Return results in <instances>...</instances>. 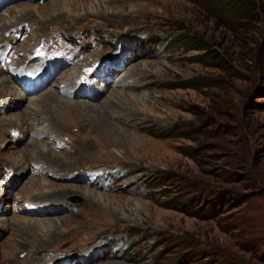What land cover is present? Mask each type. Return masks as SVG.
I'll return each mask as SVG.
<instances>
[{"label":"rangeland","instance_id":"rangeland-1","mask_svg":"<svg viewBox=\"0 0 264 264\" xmlns=\"http://www.w3.org/2000/svg\"><path fill=\"white\" fill-rule=\"evenodd\" d=\"M234 1L5 4L21 26L0 29V264H80L91 246L88 264H261L264 243L238 242L264 197L224 229L246 182L223 207L209 193L227 157L264 191V0ZM34 52L55 69L28 92Z\"/></svg>","mask_w":264,"mask_h":264},{"label":"trees","instance_id":"trees-1","mask_svg":"<svg viewBox=\"0 0 264 264\" xmlns=\"http://www.w3.org/2000/svg\"><path fill=\"white\" fill-rule=\"evenodd\" d=\"M233 7L235 10L239 12H244L245 9L247 8L246 2L244 0H235L233 2ZM178 40L181 39V36L177 37ZM191 48H198V49H204L202 46H193ZM207 54H201L197 57L198 62H203L206 63V59L213 58V55H208L207 58L205 59ZM209 63V61H207ZM223 160V166L224 168H221L217 172L216 176V182L218 183L217 186L211 185V188L209 186V193L211 195L216 196L217 201L212 205L213 207H216L218 205H221L222 207L225 206L226 204V195L227 194H235L241 193L239 192V188H234L233 185L234 183H240V182H246V189L248 190L247 194H240L236 200V204H234V201L232 202L233 204L230 203V205H233L232 207H238V213L233 215L232 217L230 216L228 221H225L224 219H221L219 224H221L220 227H223L224 229H228L227 227H224L226 225V222H230L231 225H234L235 229H242L244 227V223L246 224L250 216H258L255 214L254 210H252V206L250 205L251 203H255L257 201H260L261 196L264 197V191H262L260 188L257 187L256 183V176L255 172L251 169H248L246 164H241L239 166L238 163H236L234 160H231L230 158H224ZM261 182V181H260ZM262 183V182H261ZM230 185V186H227ZM236 189V190H235ZM236 191V192H234ZM228 205V204H226ZM221 208V207H220ZM262 221L258 223L257 221H254V224L252 225V228L246 226V230L248 231V237L245 233H240L241 242H238L239 247H247V251L251 253H258V251L261 248V245L264 243V209L262 212ZM257 219V217H256ZM257 222V223H256ZM229 223V224H230ZM250 229V230H248ZM247 233V232H246ZM248 245V246H245ZM244 249V248H243ZM208 253V252H207ZM262 254V256H260ZM264 249L261 250V253L258 254L260 256V261L261 264H264ZM209 254H206L208 256ZM258 256V257H259ZM220 257H224L223 255H220ZM219 259V258H218ZM223 260V259H221ZM225 260V259H224ZM223 260V261H224ZM211 261V260H210ZM220 261V264H227L226 262ZM216 264H219L217 262Z\"/></svg>","mask_w":264,"mask_h":264},{"label":"bare ground","instance_id":"bare-ground-1","mask_svg":"<svg viewBox=\"0 0 264 264\" xmlns=\"http://www.w3.org/2000/svg\"><path fill=\"white\" fill-rule=\"evenodd\" d=\"M12 0H4V3H2V8L0 9V16L1 15H3L4 13H5V11H7L8 9H10V7L9 6H6V7H4L5 6V4H8V3H10ZM13 2H14V0H13ZM8 7V8H7ZM27 7V6H26ZM5 9V10H4ZM10 22L11 21H9V22H6V20H4V19H0V29H4V30H8L9 28H10V30H14V29H16V31H19L18 30V28L21 26V25H19V22H18V19H16V21H15V24H10ZM8 23V24H7ZM7 24V25H6ZM12 27V28H11ZM0 37H2V32L0 31ZM1 39V38H0ZM1 46V45H0ZM1 49H0V54H5V52L7 51L6 50V48L5 47H0ZM65 52H66V57L68 56V54H73L72 52H68V51H66L65 50ZM29 55V54H28ZM76 55V54H75ZM28 59V56H25L24 57V59H23V62H25L26 60ZM72 58L69 56V59L68 60H71ZM31 68V67H30ZM7 69L9 70V65H8V67H7ZM6 69V70H7ZM42 71V70H41ZM13 74V73H12ZM70 77V76H69ZM3 78H6V77H3ZM70 80L71 79H67L66 80V82H70ZM4 81V80H3ZM1 82V81H0ZM73 83L74 84H72V85H75V86H81V85H78V84H76V82L75 81H73ZM72 85H70V86H72ZM1 86V88H3L4 89V87L6 86V85H4V87L2 86V85H0ZM7 86H9V85H7ZM74 86V87H75ZM7 88V87H6ZM52 92V91H51ZM48 96H50V98H52L53 99V97H54V93H50L49 92V94H48ZM94 196V195H93ZM91 197V195L89 194L88 195V198H90ZM92 198V197H91ZM93 199V198H92ZM94 200H95V198H94ZM41 225V224H40ZM49 226V225H48ZM45 227H47V226H45ZM50 227V226H49ZM100 245H101V243H99ZM94 248H95V246H91L89 249L91 250V252L90 253H87V254H84L83 253V255H80V256H78L77 258H85L86 260L85 261H83V263H80V264H88V263H90V262H92V261H94V260H96L94 257H96V256H94ZM56 257V256H55ZM73 258V257H72ZM74 259V258H73ZM51 261H54L53 259H51L50 260V262Z\"/></svg>","mask_w":264,"mask_h":264}]
</instances>
